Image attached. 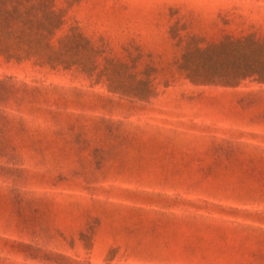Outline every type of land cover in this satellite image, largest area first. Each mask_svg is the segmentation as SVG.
<instances>
[{
	"label": "rangeland",
	"instance_id": "obj_1",
	"mask_svg": "<svg viewBox=\"0 0 264 264\" xmlns=\"http://www.w3.org/2000/svg\"><path fill=\"white\" fill-rule=\"evenodd\" d=\"M5 13L0 264H264V0Z\"/></svg>",
	"mask_w": 264,
	"mask_h": 264
},
{
	"label": "trees",
	"instance_id": "obj_2",
	"mask_svg": "<svg viewBox=\"0 0 264 264\" xmlns=\"http://www.w3.org/2000/svg\"><path fill=\"white\" fill-rule=\"evenodd\" d=\"M21 16V15H20ZM15 21H17V18L14 17L12 14H8V13H5L4 14V18H2L0 16V31L1 30H4L5 31V27H7L8 31L6 32L7 34H10L11 32H13V26H14V23ZM25 21V20H24ZM27 21V20H26ZM38 27V26H37ZM22 28V27H21ZM20 28V29H21ZM23 29V28H22ZM21 29V30H22ZM20 36L19 37H23L24 35V31H21L20 33ZM247 75V72H240L238 74L235 75V79H239L241 77H244ZM260 78L264 80V71L260 72Z\"/></svg>",
	"mask_w": 264,
	"mask_h": 264
}]
</instances>
